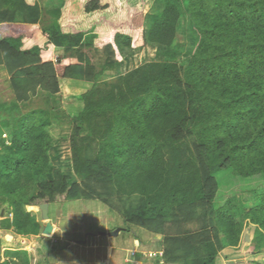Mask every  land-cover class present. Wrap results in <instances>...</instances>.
Here are the masks:
<instances>
[{"label":"trees","instance_id":"trees-1","mask_svg":"<svg viewBox=\"0 0 264 264\" xmlns=\"http://www.w3.org/2000/svg\"><path fill=\"white\" fill-rule=\"evenodd\" d=\"M154 2L63 0L44 31L38 0H0V68L13 93L0 104L8 116L0 129V201L11 231L38 233L25 205L117 196L127 225L160 237L165 264H216L225 246L239 244L245 219L257 226L252 252L264 254V194L245 213L243 204L232 207L237 199L215 205L233 178L264 177V0L187 1L198 42L186 66L153 60L101 82L137 49L160 45L172 57L181 8L166 1L145 29ZM87 48L102 54L96 64ZM63 84H90L68 114L81 183L49 164L48 112L20 108L39 91L60 94ZM31 252L24 250L28 264Z\"/></svg>","mask_w":264,"mask_h":264},{"label":"rangeland","instance_id":"rangeland-1","mask_svg":"<svg viewBox=\"0 0 264 264\" xmlns=\"http://www.w3.org/2000/svg\"><path fill=\"white\" fill-rule=\"evenodd\" d=\"M166 1L168 0H155L145 18V29L162 11ZM169 1L181 8L174 40L169 48L174 51L172 57L168 54L171 53L168 48L160 45L137 49L121 60L113 69L107 71L100 79L101 82L110 83L118 76L153 60H171L181 66L188 64L189 54L198 42V34L186 7L189 0ZM46 5L42 8L43 22L41 26L44 31L51 29V23L55 20L52 12L57 9L53 0ZM85 52L95 64L96 59L102 56L101 53L96 54L92 48L85 49ZM89 87L90 84H72L70 86L63 84L58 95L50 96L39 91L37 96L20 105L24 114L35 110L48 112L51 123L49 134L53 139V146L48 152L49 164L54 170L66 175L70 182L81 183L83 179L75 174L72 167L70 152L72 125L69 122L68 114H75V111L79 109L81 102L78 97ZM12 100L13 93L9 87L8 76L1 68L0 104L10 103ZM6 117H8L7 114L0 111V129L1 123ZM2 132V139L7 142V129L2 128ZM230 174L227 172L221 177L226 179ZM41 180H43L42 177H39L38 182ZM130 192L131 189L125 187L123 195L128 196ZM253 193L257 194L254 200L248 203L241 202L246 195L252 197ZM263 194L264 177H255L250 181L233 178L232 183L223 185L219 190L216 197V208L221 207L228 199H239V201L232 200V207L236 209V206L243 204L242 208L245 213L259 205L260 195ZM48 206L49 220L42 219L38 206H23L25 212L32 215L39 224V230L36 234L22 237L12 233L11 213L7 206L0 201V264H28V257L25 256L24 250H32L33 264H165L161 241L159 242L160 246H156L151 241V238L160 239V237L150 234L142 228L127 225L123 220L122 206L118 202L117 196L111 202H106L103 198H96L52 203ZM233 220L240 224L239 214L234 215ZM242 226L245 237V239L241 238L243 250L225 247L233 251L239 250L231 253L232 256L241 254L240 257H242L248 254L252 259L248 261L251 264H264V254L253 253L250 243L257 226L251 224L248 219L242 221ZM116 232L117 235L109 236L110 233ZM109 246L112 249L108 252ZM219 253L216 261L219 258Z\"/></svg>","mask_w":264,"mask_h":264},{"label":"crops","instance_id":"crops-1","mask_svg":"<svg viewBox=\"0 0 264 264\" xmlns=\"http://www.w3.org/2000/svg\"><path fill=\"white\" fill-rule=\"evenodd\" d=\"M44 1V3H42ZM54 1V5H56L57 7L56 8H59V7H62L63 5V0H53ZM40 6L43 8L44 6H47L46 4H50L51 3V0H38ZM1 69V68H0ZM216 203V202H215ZM216 205V204H215ZM244 237V233L242 232V235L240 237V241H239V244L234 247L235 249L237 248H240L239 250H243V248L241 247L242 245V240L241 238ZM245 239V237H244ZM243 239V240H244ZM151 241L153 244H155L156 246H160L159 245V242H160V239H155V238H151ZM251 243V242H250ZM243 246V245H242ZM242 248V249H241ZM110 249H112L110 246L108 247V252L110 251ZM237 250V251H239ZM237 251H233V250H230L229 248H226L223 249L220 253H219V258L218 260L216 261V264H251L250 262L248 261H251V256L246 254L242 257H240L241 254L239 255H236V256H232L231 253H235ZM239 253V252H238ZM238 256V257H237ZM254 256V255H253Z\"/></svg>","mask_w":264,"mask_h":264},{"label":"water","instance_id":"water-1","mask_svg":"<svg viewBox=\"0 0 264 264\" xmlns=\"http://www.w3.org/2000/svg\"><path fill=\"white\" fill-rule=\"evenodd\" d=\"M48 204L47 203H44V204H40L38 206L40 212H41V217L43 220H49V217H48ZM58 215H59V212H58ZM113 235H117V232L116 233H110L109 236H113Z\"/></svg>","mask_w":264,"mask_h":264}]
</instances>
